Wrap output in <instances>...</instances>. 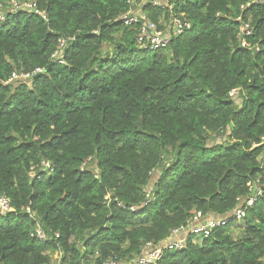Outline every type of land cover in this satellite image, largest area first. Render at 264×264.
I'll return each instance as SVG.
<instances>
[{
  "label": "trees",
  "instance_id": "1",
  "mask_svg": "<svg viewBox=\"0 0 264 264\" xmlns=\"http://www.w3.org/2000/svg\"><path fill=\"white\" fill-rule=\"evenodd\" d=\"M27 1L0 0V264H130L237 207L147 264H264V0Z\"/></svg>",
  "mask_w": 264,
  "mask_h": 264
},
{
  "label": "built area",
  "instance_id": "2",
  "mask_svg": "<svg viewBox=\"0 0 264 264\" xmlns=\"http://www.w3.org/2000/svg\"><path fill=\"white\" fill-rule=\"evenodd\" d=\"M154 3H156L154 1ZM24 6L32 9L34 7V3L25 0ZM16 6V5H14ZM37 13H39L36 10ZM42 14V13H39ZM3 18V14L0 12V19ZM123 23L126 25H133L136 23H140L139 33L136 36L137 44L149 50H156L161 47L166 46L170 41V36L160 29L157 28V25L145 18L142 15L127 13L122 17ZM173 27L175 32L178 34L183 31L184 25L189 27V23H183L181 20L174 18L172 19ZM241 30L246 34L250 33V29L248 24H244L241 27ZM63 44V41L61 45ZM242 45H245V40L243 39L241 42ZM57 53V52H56ZM55 53V54H56ZM61 61V60H60ZM14 77H18L14 75ZM250 195L245 199L241 200V203L245 206L251 205L255 199L261 195L264 191V178L261 181L260 179H256L249 185ZM10 209L9 199L5 195H0V210L7 211ZM245 215V209L242 207L235 208L231 213L225 216H215L213 214H202L200 212H196L188 219L187 224L185 226H181L172 231L171 235L158 244L148 243L146 247L143 249L142 254L130 264H147L155 261L160 258L162 255L163 249H179L182 248L185 244V240L189 234L207 237L209 236L211 230L217 226L225 225L231 220H239ZM36 235L42 238L41 230L36 228ZM103 264H120L117 260H108Z\"/></svg>",
  "mask_w": 264,
  "mask_h": 264
},
{
  "label": "rangeland",
  "instance_id": "3",
  "mask_svg": "<svg viewBox=\"0 0 264 264\" xmlns=\"http://www.w3.org/2000/svg\"><path fill=\"white\" fill-rule=\"evenodd\" d=\"M19 0H12V5L14 6V5H16L17 6V4L18 5H20V6H24L25 4H24V2H21V4H19L20 2H18ZM15 6V8H17ZM169 27V26H168ZM167 30V29H166ZM235 94V92H232V94ZM193 238H198V236L197 235H194L193 236ZM58 258H59V255H58V253H55L54 255H53V261H54V264L55 263H57L58 262Z\"/></svg>",
  "mask_w": 264,
  "mask_h": 264
}]
</instances>
